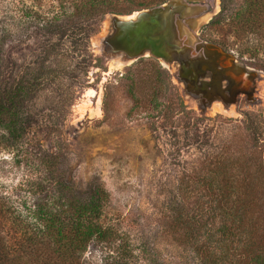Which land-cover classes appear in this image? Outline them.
Returning <instances> with one entry per match:
<instances>
[{"label":"rangeland","instance_id":"1","mask_svg":"<svg viewBox=\"0 0 264 264\" xmlns=\"http://www.w3.org/2000/svg\"><path fill=\"white\" fill-rule=\"evenodd\" d=\"M173 1L185 6L172 19L176 48L185 49L171 61L156 59L148 51L129 58L106 45L103 22L115 17L111 14L89 37L87 66L79 65L74 54L50 58L58 70L45 71L46 90L30 104L33 122L24 136L12 144L0 130V195L18 209L31 206L37 195H43L41 158L51 154L57 162L55 179L65 180L77 195H90L96 186L104 190V222L128 235L136 248L148 241L150 257L165 264H194L180 235L189 230L173 231L168 222L179 183L184 189L180 195H191L183 215L188 212L200 219L197 241L209 246L214 245L219 223L232 222L220 218L218 208L264 211V171H254L259 165L264 168V72L198 38L202 25L219 11L220 0ZM243 1L230 0V7L239 9ZM19 6L20 0H0V25L15 31ZM127 15L122 16L131 18ZM17 38H6L0 46V81L42 57L36 50L35 57L29 55ZM41 38L37 34L28 42ZM258 56L264 57V37ZM180 63H191L195 82L187 79ZM153 97L161 103L158 109L152 107ZM166 104L172 114H162ZM172 116L175 123L169 130L166 121ZM251 129L261 134L258 144ZM171 132L175 137H169ZM212 151L229 158L222 162V157L216 158L217 175L208 171L204 160ZM203 178L219 181L218 188L207 189ZM239 182L254 188L244 192L241 203L233 204L232 196L227 203L220 200L217 195H235V187L248 189ZM250 223L264 225V214H256ZM103 254L92 248L90 258L99 262Z\"/></svg>","mask_w":264,"mask_h":264},{"label":"trees","instance_id":"2","mask_svg":"<svg viewBox=\"0 0 264 264\" xmlns=\"http://www.w3.org/2000/svg\"><path fill=\"white\" fill-rule=\"evenodd\" d=\"M166 1L20 0L18 19L14 22L18 28L11 31L1 24L0 46L6 42V38L12 40L17 36L24 48L29 50V55L35 57L36 50L42 57L40 61L27 62L22 73L17 72L13 77L10 75L9 80L0 81V130L5 139L14 144L33 122L30 104L40 91L46 90L45 71L58 70V67L51 66L50 58L74 54L80 58L77 63L85 67L90 62L89 37L105 15H127ZM200 31L198 38L201 41L213 44L241 61L244 59V64L264 72V57L258 56L259 40L264 37V0H244L243 6L236 10L230 7V0H220L219 11L202 25ZM37 34L41 35V40L29 44L30 37H37ZM154 91L155 88L150 94ZM150 101L153 108H159L161 103L155 101L154 97ZM163 108V115L172 114L169 104ZM246 118L251 121L247 115ZM166 123L168 129L172 130L175 123L173 116ZM185 123H190L188 118ZM171 133L169 137H175V132ZM251 136L254 144L260 142V133L251 129ZM174 142L173 145L177 146L178 141ZM44 156L41 158L45 168V181L41 183L43 195H37L31 206L24 205V208L18 209L6 204L5 197L0 195V264H139L142 260L148 264H165L160 259L150 257L148 241H141L136 248L128 235L104 222L102 215L107 195L100 186H96L90 195H77L65 180L55 179V158L51 154ZM218 156L219 152L213 151L204 155L208 171L214 175L219 174L216 165ZM223 159L226 161L229 158L222 157L221 162ZM260 169L264 171L263 165L254 171ZM223 173L226 176V170ZM203 179L206 180L202 185L207 189L218 188L219 181ZM180 184L177 186L179 195H174L173 207L171 205L169 209L168 222L173 231L178 232L179 228L189 230L180 235L193 254L194 264H264V225L250 223L256 214H264V211L218 208L220 218L225 217L232 222L219 223L214 230V245L209 246L197 241L200 219L188 212L186 216L183 215L186 200L191 195H180L184 192ZM241 185L248 189L242 191L235 187V195L217 196L226 203L231 196L233 204L241 203L244 192L254 189L249 182ZM226 192H231V189ZM210 230L207 228L205 231L207 241L210 240ZM92 248L104 252L99 262L90 258Z\"/></svg>","mask_w":264,"mask_h":264},{"label":"water","instance_id":"3","mask_svg":"<svg viewBox=\"0 0 264 264\" xmlns=\"http://www.w3.org/2000/svg\"><path fill=\"white\" fill-rule=\"evenodd\" d=\"M184 7L183 4L169 0L153 8L136 11L133 18L115 15L111 19L115 31L105 39V44L118 52H123L129 58L148 51L156 59L168 60L170 59L168 48L177 47L172 27L173 15L175 12L180 13ZM205 46L222 51L233 58L231 54L213 44L205 43ZM180 65L187 79L195 82L197 74L192 73L191 63Z\"/></svg>","mask_w":264,"mask_h":264},{"label":"bare ground","instance_id":"4","mask_svg":"<svg viewBox=\"0 0 264 264\" xmlns=\"http://www.w3.org/2000/svg\"><path fill=\"white\" fill-rule=\"evenodd\" d=\"M133 17L131 15V18H133ZM111 21L112 20L103 22V29H102L103 32H102V34L104 35V37L107 36V37H105V39L108 38L115 31V27L111 24ZM184 49L185 48L183 47L180 51H178L176 47L168 48V53H169V58L170 59L165 60V61H171L174 56L181 55L184 52ZM124 55L127 56L126 54H124Z\"/></svg>","mask_w":264,"mask_h":264}]
</instances>
